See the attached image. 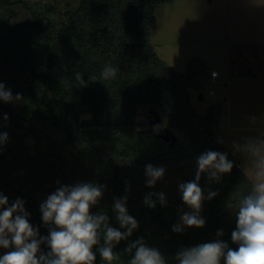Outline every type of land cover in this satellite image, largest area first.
<instances>
[{"label":"trees","instance_id":"16d2710c","mask_svg":"<svg viewBox=\"0 0 264 264\" xmlns=\"http://www.w3.org/2000/svg\"><path fill=\"white\" fill-rule=\"evenodd\" d=\"M163 1L81 0L58 22L51 6L0 0V82L14 96L22 95L11 103L0 100V133L7 132L9 137L0 148V193L10 203L23 199L30 223L46 236L32 150L45 136L44 130L60 133L69 146L87 133L90 153L110 174L107 184L91 176V183L105 185L104 193L111 192L109 203L104 194L92 212L108 214L111 226L119 228L112 205L114 198L125 195L127 182L128 212L139 224L128 241L116 246L120 259L112 264H128L130 254L124 249L138 238L168 258L181 247L215 240L222 229L221 239L235 248L232 209L237 193L246 194L251 187L216 135L221 106H212L204 115L193 106L190 90L208 82L206 65L196 59L185 74H179L160 58L152 43L156 8ZM105 66L117 69L114 79L101 77ZM76 73L82 74L86 87L77 85ZM21 101L19 114L15 103ZM207 150L226 152L234 162L233 170L211 185L202 175L205 194L209 187L218 192L204 202L201 215L206 225L174 233L178 209H189L181 203L148 208L143 198L155 189L145 186V165L174 162L186 182L194 179L196 157ZM46 161L52 170L62 164L54 153L46 155ZM41 247L48 250L46 245ZM95 264H108L98 251Z\"/></svg>","mask_w":264,"mask_h":264},{"label":"clouds","instance_id":"9594fccd","mask_svg":"<svg viewBox=\"0 0 264 264\" xmlns=\"http://www.w3.org/2000/svg\"><path fill=\"white\" fill-rule=\"evenodd\" d=\"M116 74V68L105 66L101 77L114 79ZM212 75L215 78L217 74ZM90 80L96 79L90 77ZM76 82L78 86H87L80 73H76ZM21 99L20 93L14 96L12 90L0 82V100L11 103ZM7 119L5 114L4 120ZM8 139L7 132L0 133V148ZM233 148L234 152L243 154L252 171L250 190L246 194L237 193L232 209L235 228L231 242L236 247H230L221 239L224 232L220 229L215 240L181 247L174 256L176 264H264V132L257 137L244 138L242 143L233 142ZM195 163L194 179L178 184L183 204L189 210L178 209V222L172 226L174 233L205 227L206 220L201 215L204 202L215 198L218 192L209 187L205 194L201 177L206 176L209 185L220 183L234 167L226 152L215 150L202 152ZM166 171L164 166L146 164L145 186L154 188L158 181L164 180ZM57 184L55 191L40 204L42 222L48 231L46 236H41L39 227L30 223V213L23 199L10 203L0 193V249L7 250L0 255V264H95L97 251L108 264L120 259V253L114 249L121 241H128L139 227L127 208L130 185L126 182L125 195L113 201L117 228L111 226L108 214L92 212L103 198L105 185L91 182L67 185L59 181ZM143 203L154 209L157 203L167 206L168 201L163 191H150L145 194ZM42 245H46V252ZM124 252L130 254L128 264H169L161 251L149 246L143 238L129 242Z\"/></svg>","mask_w":264,"mask_h":264},{"label":"rangeland","instance_id":"374dc122","mask_svg":"<svg viewBox=\"0 0 264 264\" xmlns=\"http://www.w3.org/2000/svg\"><path fill=\"white\" fill-rule=\"evenodd\" d=\"M25 1L40 8L53 7L58 22L81 2ZM155 15L157 27L151 39L162 60L179 74H185L189 63L196 59L206 65L208 82L202 81L199 88L190 90L193 106L201 115L214 105L221 106L216 135L252 182V171L243 154L234 152L233 142L242 143L244 138L264 132V0H165L157 6ZM22 103H15L19 114ZM44 133L32 150L41 202L59 186L57 181L67 185L91 182L94 174L109 183L110 174L90 153V135L84 134L69 146L60 133ZM50 153L62 159L60 168H50L46 161ZM164 167L165 178L157 182L155 191L166 194L167 206L183 204L178 192V184L183 182L178 165L165 162ZM104 194L107 203L111 192ZM5 251L0 249V255ZM167 259L169 264H176L173 256Z\"/></svg>","mask_w":264,"mask_h":264},{"label":"water","instance_id":"95a60500","mask_svg":"<svg viewBox=\"0 0 264 264\" xmlns=\"http://www.w3.org/2000/svg\"><path fill=\"white\" fill-rule=\"evenodd\" d=\"M200 97L202 98V95H200Z\"/></svg>","mask_w":264,"mask_h":264}]
</instances>
